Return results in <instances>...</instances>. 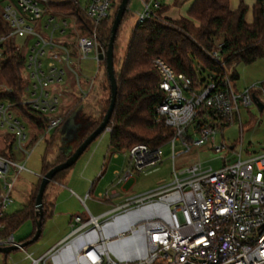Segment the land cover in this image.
Segmentation results:
<instances>
[{
	"label": "built area",
	"instance_id": "built-area-1",
	"mask_svg": "<svg viewBox=\"0 0 264 264\" xmlns=\"http://www.w3.org/2000/svg\"><path fill=\"white\" fill-rule=\"evenodd\" d=\"M48 3L49 0H0V15L10 27L7 34L0 36V44L10 38L16 50L25 52L22 103L47 120L37 140H46L68 113L63 110V91L58 86L66 83L64 67L73 73L83 93L73 65L91 52L98 64L96 25L110 15L113 5L112 0H87L82 6L77 0L91 24L85 33L74 17L48 12ZM143 4L138 22L157 7L154 2ZM65 17L73 19L75 32L78 31L71 46L53 36L55 30L64 34ZM49 27L52 30L45 36L42 31ZM211 56L218 59L217 50ZM152 65L158 73L157 85L162 95L154 106V114L157 121L172 130V136L157 147L136 143L124 149L126 164L116 170L115 185H122L134 173L155 168L162 160V146L169 142L173 165L176 156L193 147L211 144L220 153L227 145L216 143V134L234 121L240 123V106L255 104L253 96L264 104V80L238 92L232 70L224 68L223 76L211 74L194 87L184 73L175 71L164 58L154 57ZM86 80L92 82L94 76ZM51 84L56 86L50 92ZM0 131L4 143L0 148L11 144L10 153L0 152L1 218L13 203L12 190L18 173L26 169L23 162L14 158V152L29 154L26 149L32 144V126L13 103L0 100ZM7 136L11 137L8 141ZM176 143L181 148L178 153ZM229 148L234 151L235 146ZM118 151H112L111 156ZM237 155L234 162L224 160L216 170L203 167L199 160L187 163L178 172L173 168L174 179L168 184L126 197L98 216L87 210L89 217L85 221L81 215L75 216L78 224L59 244L39 257L27 253L30 264H264V152L241 158L239 149ZM116 194V190L108 189L97 197L104 202ZM0 245L20 248L12 236L0 238Z\"/></svg>",
	"mask_w": 264,
	"mask_h": 264
},
{
	"label": "trees",
	"instance_id": "trees-1",
	"mask_svg": "<svg viewBox=\"0 0 264 264\" xmlns=\"http://www.w3.org/2000/svg\"><path fill=\"white\" fill-rule=\"evenodd\" d=\"M76 1L49 0L47 10L53 14L74 17L78 28L87 33L91 24ZM181 2V0H175L176 4ZM247 9L248 6L242 0L235 9L230 8L229 0H192L185 16L170 18L158 17L155 13H159V8L156 7L144 21L137 22L132 27L121 57V63L115 69V42L119 24L113 49L117 95L107 124L109 127V149L120 151L136 143L157 147L172 136V130L163 122L157 121L154 114V106L162 98L157 85L159 76L152 65L154 57L164 58L175 71L184 73L194 87L198 86L200 82L206 81L211 74L223 76L226 66L232 70L231 77L234 80L238 77L235 69L238 63H250L264 57V0L254 1L251 6L252 19L250 22L245 20ZM126 12L127 9L123 17ZM110 16L111 14L96 25L97 40L104 49L107 47L110 36L112 23V21L110 23ZM9 31L8 23L0 15V36ZM0 49L2 51L0 57V100L13 103L19 115L29 122L32 126L31 143H34L39 134L44 132L47 120L43 114L22 103L26 85L23 77L25 52L23 49L16 50L15 44L10 38L3 40ZM214 50L218 52V59L211 56ZM100 61L103 62L105 71V61ZM204 70H207L209 75L201 77V72ZM105 77L109 90L106 72ZM79 105L68 111L63 122ZM62 107L64 110V105ZM106 109L107 107L104 106L96 116L94 114L81 116V119L84 120L82 122L92 118L89 125L82 124L79 122L81 119L77 118L80 128L84 126L85 131L81 138L72 141L73 147L98 125ZM59 126L51 132L46 141L52 134L56 132L59 134ZM10 138L7 136L5 140L8 141ZM10 149L9 142L5 148H0V152L6 153L7 150L10 153ZM65 157L66 155L62 154L59 162ZM44 161L45 155L43 154L42 174L54 165L49 166ZM64 172L65 170L58 172L53 180ZM43 215H45L44 209ZM27 219L33 221V232L19 242L30 239L35 230L34 203L32 204L31 201L28 206L15 212L4 213L0 218V238L9 236Z\"/></svg>",
	"mask_w": 264,
	"mask_h": 264
},
{
	"label": "rangeland",
	"instance_id": "rangeland-1",
	"mask_svg": "<svg viewBox=\"0 0 264 264\" xmlns=\"http://www.w3.org/2000/svg\"><path fill=\"white\" fill-rule=\"evenodd\" d=\"M86 1L87 0H79L82 6L86 4ZM119 1L120 0H112L113 5L110 9V23L114 17ZM242 1L248 6L245 20L250 22L252 19L251 6L255 0ZM187 2L188 1L185 0L182 5H179L180 7L177 8L178 12L187 13ZM229 2L231 8L235 9L239 5L240 0H229ZM143 10L144 4L142 0L128 1L127 12L120 23L115 42V69L121 63V57L132 27L138 22V14ZM155 14L158 15V17H163L160 12H156ZM65 19L67 20V25L64 26V34L62 35L59 33V30H55L53 36L55 40L60 38V40H63L71 46L75 41V36H77L78 31L75 32L73 19L71 17H65ZM51 30L52 28L49 27L44 29L42 33L45 36H49ZM31 39L32 37H30V40ZM22 40L21 38L20 41ZM46 59V56L43 57L44 67ZM64 68L66 83L64 85H58L63 91L61 101L65 99L63 103L64 110L71 111L73 107L80 104L77 114L79 120L83 115L94 114L96 116L101 112L104 106L107 107L109 90L107 88L104 65L100 60L97 64L93 52L86 58L80 60L77 65H73V69L79 76L80 87H82L83 93L77 86L73 77L74 75L71 73L70 69L68 67ZM226 69L229 71L230 67L226 66ZM235 69L238 73V77L233 80V85L235 89L240 92L264 80V57L258 58L250 63L240 62L235 66ZM208 75L209 73L207 70L201 72V77H206ZM92 76H94V80L92 82H87L86 77ZM53 86H56V84H51L49 86L50 88L48 89L50 92L53 90ZM240 118V123L239 121H234L230 125H227L222 132L219 131L216 134V143L224 142L227 145L220 153L215 152L211 144L193 147L189 152L176 156L173 165L171 144L169 142L162 146V160L155 168L141 173H134L131 179L119 185V187L122 186L125 189H129L131 194H140L172 182L174 179L173 168L178 172L187 163H191L195 160H199L205 168L216 170L222 166L224 160L226 163L234 162L238 158L237 153L239 149L241 158L264 152V108L259 110L255 104L249 106L241 105ZM91 120L92 118H90L89 121L85 119V122H82L84 120L81 119L79 122L89 125ZM83 127L84 126L77 130L76 136L78 138H81L84 134L85 128ZM25 128L29 131L28 124L25 125ZM108 140L109 131L105 129L86 147L74 165L68 169L69 174L65 185L53 184L62 174L48 184L44 197L49 192L51 193L54 198V211L51 216H44L40 237L22 248L12 249L8 253L0 252V264H30L31 259L27 256V253H31L33 257H38L48 250L52 245L49 240L50 237L53 236V231L61 226V224H64V226L67 224L69 214L71 227L66 228V231L72 230L78 224L73 219L75 216L81 215L84 221L87 220L89 214L85 206L70 189L74 190L77 195L84 196L90 188L91 181L95 180V177H97L95 172L99 171L103 158L110 157L109 166L99 181H97L94 194L92 192L90 198L85 202L93 213H98L100 210L105 209L106 206L99 202L101 200L97 199L98 197L96 194H98L99 191H104L107 185L115 180L116 170H120L123 164H126L127 158V154L123 150L118 151L116 156H111V150L113 149L109 150ZM0 145H2L1 135ZM232 145L235 146L234 151L229 148ZM60 146L59 134L56 132L52 134L48 141L40 138L32 143L28 149H26L29 154L22 151L14 152V158L23 162L26 169L19 172L15 179L12 190L13 203L6 209V213H12L24 206H28L30 201L32 204L34 203L36 190L42 175L41 165L43 154L45 155L44 162L51 166L59 162L62 158ZM72 148L74 147L72 146ZM180 149L178 143H176L175 153H178ZM32 232L33 221L27 219L11 234L14 236L15 241L18 242Z\"/></svg>",
	"mask_w": 264,
	"mask_h": 264
},
{
	"label": "water",
	"instance_id": "water-1",
	"mask_svg": "<svg viewBox=\"0 0 264 264\" xmlns=\"http://www.w3.org/2000/svg\"><path fill=\"white\" fill-rule=\"evenodd\" d=\"M129 0H120L117 6L116 12L112 19L110 27V36L108 39L107 47L104 49L101 46L97 47L98 59L105 61V72L109 81V103L107 109L98 123V125L91 130L85 137H83L78 144L72 148L71 142L79 139L76 136L77 130L80 128V123L77 121V114L79 112V106L76 107L64 121L63 126L59 129V141L61 143L60 148L66 150V157L64 160L54 164L40 177L37 193L34 200V214H35V230L32 237L26 241L20 242L19 246H26L38 239L41 233L42 218H43V194L47 184L53 180L54 176L69 167H71L86 147L105 129L112 114L116 95H117V82L114 71L113 63V49L114 41L118 26L122 20L123 14L128 7ZM254 102L259 110L264 108V104L257 100L256 96H253ZM16 245H0V252L8 253L12 249H16Z\"/></svg>",
	"mask_w": 264,
	"mask_h": 264
},
{
	"label": "crops",
	"instance_id": "crops-1",
	"mask_svg": "<svg viewBox=\"0 0 264 264\" xmlns=\"http://www.w3.org/2000/svg\"><path fill=\"white\" fill-rule=\"evenodd\" d=\"M142 1H148V0H142ZM187 4H186V9H188L190 3L192 0H187ZM149 2H154V4H157V7L159 8V12L162 16H165V17H170V18H178L180 16H185L186 15V12H178V9L180 6L179 5H182V3L184 1H182L181 3L179 4H176L175 3V0H149ZM229 6H230V2H229ZM231 8V6H230ZM232 9V8H231ZM65 100V99H64ZM64 100H62V104L64 103ZM4 146V143L2 142V145H0V147H3ZM109 148V147H108ZM111 150V149H109ZM111 151H114V150H111ZM110 157H104L103 160H102V163H101V166H100V169L99 171H96L95 172V175L97 177H95V180H92L91 183H90V188L89 190L85 193L84 196H79L75 193L74 190L70 189V191L75 194L79 200L83 203V205L85 206L86 210H88L92 215H95V216H98L102 213H104L105 211L109 210L112 208V206L114 205H118L120 203L123 202V200L126 198V197H129V196H133V195H136V194H131L129 192V189H125L124 187H119L120 184H117L115 185V182L112 181L111 183H109V185H107L106 189L105 190H116L118 194H116L114 197L111 198V200L109 201H99L101 204H103L105 207V209H102L100 210L98 213H93L89 208L88 206L86 205V200L88 198H90V194L93 192L94 194V190H95V187H96V184H97V181H99V179L102 177V175L106 172L108 166H109V163H110ZM74 165V164H73ZM72 165V166H73ZM124 165V164H123ZM71 166V167H72ZM123 167V166H122ZM70 168V167H69ZM65 169V172L62 173V175L60 176V178L56 181H54V185H65L66 183V180H67V177H68V174H69V171L68 169ZM94 172V171H93ZM101 173V176H99V174ZM40 174V173H39ZM51 182V181H50ZM49 182V183H50ZM115 185V186H114ZM118 186V187H117ZM100 192H103V191H99ZM46 194V192H45ZM92 194V196H93ZM98 194H96L97 196ZM87 196V197H86ZM85 198V199H84ZM83 199V201H82ZM98 199V198H97ZM44 211H45V215H43V218L44 216H51L53 214V206H54V198L53 196L51 195V193L49 192L47 195H45L44 197ZM70 214H69V217H68V220H67V224H61V226H59L58 228H56L55 231H53L52 233V237H50V242L52 243V245L50 246V248L48 250H46L44 253H46L47 251H49L50 249H52L54 246H56L57 244H59L64 238H66L69 233L72 231H66V228L68 227H71L70 226ZM72 229V228H71ZM41 234V233H40ZM9 236H12L13 239L15 240L14 236L12 234H10ZM40 237V236H39ZM38 237V238H39ZM19 242V241H18ZM20 243V242H19ZM43 253V254H44ZM41 254V255H43ZM40 255V256H41ZM39 257V256H38Z\"/></svg>",
	"mask_w": 264,
	"mask_h": 264
},
{
	"label": "flooded vegetation",
	"instance_id": "flooded-vegetation-1",
	"mask_svg": "<svg viewBox=\"0 0 264 264\" xmlns=\"http://www.w3.org/2000/svg\"><path fill=\"white\" fill-rule=\"evenodd\" d=\"M63 124H64V122H62L61 124H60V126H59V128H61L62 126H63ZM71 144H72V142H71ZM72 146V145H71ZM61 151H62V154L63 155H66V150H64V149H61Z\"/></svg>",
	"mask_w": 264,
	"mask_h": 264
}]
</instances>
